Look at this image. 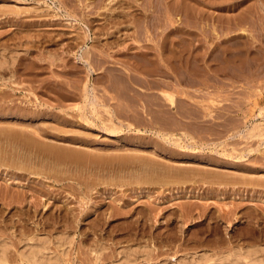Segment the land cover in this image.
Returning <instances> with one entry per match:
<instances>
[{
  "label": "rangeland",
  "instance_id": "rangeland-1",
  "mask_svg": "<svg viewBox=\"0 0 264 264\" xmlns=\"http://www.w3.org/2000/svg\"><path fill=\"white\" fill-rule=\"evenodd\" d=\"M185 2L186 5L190 3V8L198 6L202 12L196 11L199 15L192 10L181 9L178 12L181 0H0V54H4L7 57L3 58L9 60H6V69L4 66L1 67L3 69L0 68V130L4 128L6 132L12 133V141L8 136L0 135V149L8 152L13 148L11 142L21 145L25 139L30 138L38 144H46L45 146L53 149L56 147L55 150L60 155L52 156L62 165L59 166L56 160L52 161L53 157L49 153H41L36 147L28 151H33L32 161L29 159L28 163H35L39 156L45 155L44 159L50 165L48 173H52L56 164L58 168L68 163V166H72L61 168L60 172L56 167L54 175H47L46 162H36L38 166L28 164L32 173L13 169L11 165L8 166L7 161L4 162L6 165H0V238L9 239L8 242L13 245L10 254L8 253L12 255H8L10 263L19 262L18 252L22 247L20 241L36 233L46 238L49 235L50 248L54 247L57 253L61 252L62 258L66 255L63 259L66 264H119L118 260L125 250L133 253L134 264H180L185 258L191 259L189 257L197 254H229L239 251L245 245V249L262 250L264 256V0ZM223 28L224 32L220 31ZM84 50L91 55V60L95 59L93 53L99 58L104 56L102 61L97 58L90 60L94 63L91 65L93 68L95 66L94 71L89 66L90 61L80 60V54ZM145 51L146 56L143 55ZM103 60L106 61L105 64H102ZM201 68H204L203 71ZM159 75L166 76L169 80ZM166 83H169L168 86ZM84 90L92 92L91 98L93 95L97 96L96 105L86 102ZM138 118L143 119L140 121ZM28 130H33V134ZM4 139L6 143L3 142ZM105 157L110 162L123 160L124 167L120 166L123 161L119 160L117 163L113 161L117 166H113L111 162L112 165L101 168L104 163L99 166L98 162ZM125 157L141 160L144 164H149L148 168L140 161L126 164ZM81 158L87 164L81 163ZM41 159L38 160L40 163ZM51 162L56 164L51 166ZM150 162L161 164L158 169L165 167L163 173L160 175L161 170L154 173L152 167L149 170L152 165ZM33 165L37 169L41 166L42 169L39 171L35 167L37 171L34 173V169H31L34 168ZM165 169L183 171L188 176L182 177L183 179L177 176V179L170 175L173 172ZM57 172L62 173L59 177H63H57ZM218 176H221L220 179L223 177V182ZM29 218H33V221ZM40 222L43 223L39 226ZM38 229L43 233H39ZM31 231L36 233L33 235ZM60 234L68 238L73 236L65 247V253L57 247Z\"/></svg>",
  "mask_w": 264,
  "mask_h": 264
},
{
  "label": "bare ground",
  "instance_id": "bare-ground-1",
  "mask_svg": "<svg viewBox=\"0 0 264 264\" xmlns=\"http://www.w3.org/2000/svg\"><path fill=\"white\" fill-rule=\"evenodd\" d=\"M69 1V0H68ZM115 1V0H114ZM136 1V0H135ZM138 1V0H137ZM182 1V3L181 4H179L178 5V8H177V11L178 12H180V11H182L181 9H184V11L186 10V11H189V10H192V11H194V12H196V11H198L199 13H201L202 12V10L200 9V8H198V6H195V8H194V6H193V8H192V6H191V8L188 6V5H186V0H181ZM189 1V0H188ZM203 1H205V2H207V0H203ZM123 2V1H122ZM154 2V1H153ZM164 2V1H163ZM193 2V1H192ZM196 2V1H195ZM200 2V1H199ZM67 3V2H66ZM81 3V2H80ZM124 3V2H123ZM137 3V2H136ZM142 3V2H141ZM169 3V2H168ZM188 3V2H187ZM214 3V2H213ZM117 4V3H116ZM143 4H144V2H143ZM164 4V3H163ZM200 4H201V2H200ZM207 4H209V3H207ZM211 4V3H210ZM244 4V3H243ZM125 5V4H124ZM153 5V4H152ZM217 5V4H216ZM107 6V5H106ZM105 6V7H106ZM135 6V5H134ZM141 6V5H140ZM139 6V7H140ZM150 6H151V4H150ZM167 6V5H166ZM176 6H177V4H176ZM245 6V5H244ZM251 6V5H250ZM258 6V5H257ZM121 7V6H120ZM132 8H133V6H131ZM137 7H138V5H137ZM145 7V6H144ZM143 7V8H144ZM147 7H149V6H147ZM152 7V6H151ZM159 7V6H158ZM201 7H202V5H201ZM248 6H246V8H247ZM264 7V6H263ZM155 7H153V9H154ZM165 8V7H164ZM107 9V8H106ZM127 9H129L128 7H127ZM146 9V8H145ZM157 9V8H156ZM217 9V8H216ZM221 9V8H220ZM227 9V8H226ZM253 9V8H252ZM115 10V9H114ZM137 10V9H136ZM143 10V9H142ZM146 10H148V8L146 9ZM237 10V9H236ZM248 10V9H247ZM259 10V9H258ZM125 11V10H124ZM134 11V10H133ZM137 11H139V10H137ZM204 11V10H203ZM216 11V10H215ZM230 11V10H229ZM229 11H227V12H229ZM255 11V9L253 10V12ZM11 12V11H10ZM69 12V11H68ZM106 12V11H105ZM118 12V11H117ZM130 11H128V13H129ZM154 12V11H153ZM156 12H157V10H156ZM164 12V11H163ZM193 12V13H194ZM211 12V11H210ZM214 12V11H213ZM219 12V11H218ZM72 13V12H71ZM100 13V12H99ZM127 13V14H128ZM131 13H132V11H131ZM152 13V12H151ZM192 13V14H193ZM199 13H197L196 12V14H198L199 15ZM215 13V12H214ZM260 13V12H259ZM69 14V13H68ZM76 14V13H75ZM74 14V15H75ZM133 14V13H132ZM135 14V13H134ZM160 14H161V12H160ZM176 14H178V13H176ZM181 14H182V12H181ZM205 14V13H204ZM210 14V13H209ZM208 14V15H209ZM260 14H262V13H260ZM73 15V16H74ZM116 15V14H115ZM119 15H121V14H119ZM137 15V14H136ZM142 15V14H141ZM148 15V14H147ZM155 15V14H154ZM158 15V14H157ZM179 15V14H178ZM188 15V14H187ZM240 15V14H239ZM106 16V15H105ZM127 16V15H126ZM129 16V15H128ZM140 16V15H139ZM161 16V15H160ZM181 16V15H180ZM231 16V15H230ZM77 17V16H76ZM116 17V16H115ZM150 17V16H149ZM154 17V16H153ZM184 17H185V15H184ZM183 17V18H184ZM188 17H190V16H188ZM252 17L254 18V16L252 15ZM118 17H116V19H117ZM139 18V17H138ZM159 18V17H158ZM167 18H168V16H167ZM174 18V17H173ZM191 18V17H190ZM247 18H249V17H247ZM251 18V17H250ZM260 18V17H259ZM103 19H105L104 17H103ZM111 19V18H110ZM142 19V18H141ZM154 19V18H153ZM162 19V18H161ZM164 19V18H163ZM185 19V18H184ZM193 19V18H192ZM239 19H240V17H239ZM107 21H108V19H106ZM118 20V19H117ZM147 20H149V18H147ZM155 20V19H154ZM186 20V19H185ZM258 20H260V19H258ZM105 21V20H104ZM106 21V22H107ZM111 22H114V21H112V20H110ZM134 21V20H133ZM138 21V20H137ZM140 21V20H139ZM138 21V22H139ZM179 21H181V20H179ZM200 21V20H199ZM225 21V20H224ZM241 21V20H240ZM239 21V22H240ZM257 21V20H256ZM121 22V21H120ZM123 22V21H122ZM124 22H126L127 23V21H124ZM151 22H153V21H151ZM157 22V21H156ZM170 22V21H169ZM190 22V21H189ZM191 22H192V20H191ZM197 22V21H196ZM228 22V21H227ZM227 22H226V25H227ZM244 22H245V20H244ZM142 23V22H141ZM148 23V22H147ZM154 23V22H153ZM183 23V22H182ZM193 23V22H192ZM200 23V22H199ZM202 23V22H201ZM255 23V22H254ZM128 24V23H127ZM131 24H132V22H131ZM149 24H151V23H149ZM156 24V23H155ZM158 24V23H157ZM167 24V23H166ZM190 24V23H189ZM194 24V23H193ZM198 24V23H197ZM228 24H229V22H228ZM241 24H242V22H241ZM240 24V25H241ZM259 24V23H258ZM28 25V24H27ZM137 25V24H136ZM154 25V24H153ZM186 25H188L187 23H186ZM200 25V24H199ZM199 25H196V26H199ZM233 25V24H232ZM231 25V26H232ZM237 25V29L239 30V28H238V24H236ZM243 25V24H242ZM251 27H252V25L251 24H249ZM257 25V24H256ZM138 26V25H137ZM137 26H135V27H137ZM152 26V25H151ZM156 26V25H155ZM154 26V27H155ZM260 26V25H259ZM258 26V27H259ZM140 27V26H139ZM144 27V26H143ZM184 27V26H183ZM194 27V26H193ZM193 27H191V28H193ZM225 27V26H224ZM250 27V28H251ZM254 27V26H253ZM103 28V27H102ZM147 28V27H146ZM167 28V27H166ZM190 28V27H189ZM199 28V27H198ZM226 28V27H225ZM256 28V27H255ZM116 29V28H115ZM120 29V28H119ZM133 29V28H132ZM141 30H142V28H140ZM149 29V28H148ZM151 29L152 28H150V31H151ZM154 29V28H153ZM170 29V28H169ZM176 29H178V28H176ZM216 29V28H215ZM231 29V28H230ZM253 29V28H252ZM129 30V29H128ZM134 30V29H133ZM139 30V29H138ZM174 30V29H173ZM179 30V29H178ZM177 30V31H178ZM190 30V29H189ZM217 30H218V28H217ZM259 30V29H258ZM148 31V30H147ZM167 31V30H166ZM220 31H223L224 32V28H223V30H220ZM244 31V30H243ZM248 31H250V29H248ZM114 32H116V31H114ZM128 32V31H127ZM126 32V33H127ZM149 32V31H148ZM165 32V31H164ZM176 32V31H175ZM183 32V31H182ZM190 32H191V30H190ZM252 32H253V30H252ZM255 32V31H254ZM259 32V31H258ZM181 33V32H180ZM189 33V32H188ZM229 33H231V32H229ZM233 33V32H232ZM94 34V33H93ZM97 34V33H96ZM120 34H121V32H120ZM169 34V33H168ZM167 34V35H168ZM174 34V33H173ZM173 34H171V38H172V35ZM179 34V33H178ZM190 34V33H189ZM188 34V35H189ZM195 34V33H194ZM252 34H254V33H251V35ZM256 34V33H255ZM129 35V34H128ZM127 35V36H128ZM135 35H138V33L137 34H135ZM143 35V34H142ZM141 35V36H142ZM151 35H152V32H151ZM164 35V34H163ZM170 35V34H169ZM191 35V34H190ZM197 35V34H196ZM223 35V34H222ZM221 35V36H222ZM86 36V35H85ZM116 36V35H115ZM175 36V35H174ZM192 36V35H191ZM194 36V35H193ZM258 36V35H257ZM260 36V35H259ZM98 37V36H97ZM130 37V36H129ZM138 37V36H137ZM153 37V36H152ZM224 37V36H223ZM232 37V36H231ZM250 37V36H249ZM80 38V37H79ZM170 38V37H169ZM228 38V37H227ZM247 38H248V36H247ZM141 39H144V37L143 38H141ZM177 39V38H176ZM184 39V38H183ZM218 39H219V37H218ZM230 39V38H229ZM228 39V40H229ZM140 40V39H139ZM173 40H175V38L173 39ZM257 41H258V39H256ZM112 41V40H111ZM115 41V40H114ZM144 41V40H143ZM164 41V40H163ZM171 41V40H170ZM235 41V40H234ZM233 41V42H234ZM107 42H109V41H107ZM106 42V44H109V43H107ZM147 42H148V40H147ZM169 42V41H168ZM181 42H182V40H181ZM185 42H186V40H185ZM188 42V41H187ZM236 42V41H235ZM261 42V41H260ZM105 43V42H104ZM114 43V42H113ZM142 43V42H141ZM150 43V42H149ZM239 43V42H238ZM241 43V42H240ZM256 43V42H255ZM96 44V43H95ZM94 44V45H95ZM105 44V45H106ZM146 44V43H145ZM175 44V43H174ZM177 44V43H176ZM180 44V43H179ZM225 44V43H224ZM245 44V43H244ZM99 45V44H98ZM104 45V46H105ZM139 45V44H138ZM142 45V44H141ZM150 45V44H149ZM185 45V44H184ZM228 45V44H227ZM237 45V44H236ZM246 45V44H245ZM180 46V45H179ZM183 46V45H182ZM224 46V45H223ZM256 46V45H255ZM143 47H145V45L143 46ZM146 47H148V46H146ZM176 47V46H175ZM196 47V46H195ZM198 47V46H197ZM235 47V46H234ZM107 48V47H106ZM170 48H171V46H170ZM178 48V47H177ZM180 48V47H179ZM178 48V49H179ZM184 48V47H183ZM228 48V47H227ZM230 48H232L231 46H230ZM87 50H88V48H86ZM94 49V48H93ZM105 49V48H104ZM157 49V48H156ZM186 50H187V48H185ZM194 49V48H193ZM241 49V48H240ZM103 50V49H102ZM136 50V49H135ZM139 50H140V48H139ZM164 50H166V48L164 49ZM168 50V49H167ZM182 50V49H181ZM197 50V49H196ZM208 50V49H207ZM206 50V51H207ZM224 50V49H223ZM230 50V49H229ZM244 50H246L245 48H244ZM89 52H90V50H88ZM88 51H82V54H80V60H85V61H90L91 60V55L88 53ZM92 51V50H91ZM101 51V50H100ZM138 51V50H137ZM216 51V50H215ZM228 51V50H227ZM107 52V51H106ZM146 52L147 51H145V54L143 53V55L144 56H146ZM153 52H155V51H153ZM173 52V51H172ZM187 52V51H186ZM217 52V51H216ZM91 53V52H90ZM101 53H103V51H101ZM105 53V52H104ZM110 53V52H109ZM137 53V52H136ZM163 53V52H162ZM167 53V52H166ZM181 53V52H180ZM185 53V52H184ZM187 53H189V52H187ZM195 53H197V52H195ZM203 53H205V52H203ZM7 54V53H6ZM92 54V53H91ZM94 55H92L95 59L97 58V60L99 59V61H100V59L101 58H103L104 56H100L101 58H99V57H96V53H93ZM100 54V53H99ZM99 54H97V55H99ZM123 54V53H122ZM138 54H139V52H138ZM137 54V55H138ZM153 54V53H152ZM159 54V53H158ZM170 54H171V52H170ZM172 54H174V53H172ZM191 54V53H190ZM198 54V53H197ZM220 54V53H219ZM229 54V53H228ZM1 55H3L2 56V58L5 56L4 54H0V56ZM111 55V54H110ZM130 55V54H129ZM157 55V54H156ZM155 55V56H156ZM175 55H176V53H175ZM189 55V54H188ZM203 55V54H202ZM227 55V54H226ZM121 56H123V55H121ZM128 56V55H127ZM135 55H133V57H134ZM142 56V55H141ZM150 56H152V55H150ZM149 56V57H150ZM155 56H153V57H155ZM162 56H164V55H162ZM170 56V55H169ZM195 56H197V55H195ZM206 56V55H205ZM7 57V56H6ZM6 57H4V58H6ZM143 57V56H142ZM148 57V58H149ZM153 57H152V59H153ZM171 57H174V56H171ZM183 57H184V55H183ZM202 57V56H201ZM204 57V56H203ZM216 57H218V56H216ZM220 57V56H219ZM1 58V57H0ZM2 59V61L4 62L3 64L1 63L0 64V68L1 67H5V69H6V66L7 65H5L6 64V60L9 62V60H8V58L5 60V59ZM108 58V57H107ZM125 58H127V57H125ZM140 58V57H139ZM156 58V57H155ZM154 58V59H155ZM177 58V57H176ZM181 58V57H180ZM187 58V57H186ZM193 58V57H192ZM95 59H92V60H95ZM153 59V60H154ZM177 59H179V57L177 58ZM201 59V58H200ZM91 60V61H92ZM96 60V61H97ZM107 60H109V59H107ZM136 60H139V59H136ZM141 60V59H140ZM149 60V59H148ZM147 60V61H148ZM151 60V59H150ZM171 60V59H170ZM191 60H193V59H191ZM196 60V59H195ZM199 60V59H198ZM202 60H203V58H202ZM210 60V59H209ZM228 60H230V59H228ZM235 60V59H234ZM240 60V59H239ZM2 61H0V62H2ZM15 61V60H14ZM14 61H13V63H14ZM90 61V62H91ZM101 61H102V59H101ZM104 61V60H103ZM122 61V60H121ZM120 61V62H121ZM128 61V60H127ZM131 61V60H130ZM174 61V60H173ZM189 61V60H188ZM223 61V60H222ZM221 61V62H222ZM151 62V61H150ZM172 62V61H171ZM184 62H186V61H184ZM183 62V63H184ZM190 62V61H189ZM199 62V61H198ZM206 62V61H205ZM12 63V61L10 62V64ZM106 63V61H104V63H102V64H105ZM138 63H141V62H138ZM145 63V62H144ZM163 63V62H162ZM167 63V62H166ZM244 63H245V61H244ZM10 64H9V66H10ZM94 63L93 62H91V64L89 65V66H91V65H93ZM97 64V63H96ZM110 64V63H109ZM128 64V63H127ZM142 64V63H141ZM169 64V63H168ZM184 64H186V63H184ZM218 64V63H217ZM222 64H223V62H222ZM221 64V65H222ZM233 64V63H232ZM235 64V63H234ZM239 64V63H238ZM243 64V63H242ZM241 64V65H242ZM2 65V66H1ZM99 65H101V64H99ZM119 65V64H118ZM131 65V64H130ZM148 65V64H147ZM172 65V64H171ZM183 65V64H182ZM195 65V64H194ZM198 65V64H197ZM205 65H206V63H205ZM209 65V64H208ZM225 65V64H224ZM228 65V64H227ZM8 66V67H9ZM12 66H13V64H12ZM33 66V65H32ZM127 66V65H126ZM141 66V65H140ZM144 66V65H143ZM160 66V65H159ZM186 66H187V64H186ZM200 66V65H199ZM223 66V65H222ZM3 67V68H4ZM7 67V68H8ZM92 67V66H91ZM122 67V66H121ZM124 67V66H123ZM171 67H173V66H171ZM183 67V66H182ZM189 67V66H188ZM195 67V66H194ZM198 67V66H197ZM221 67V66H220ZM239 67V66H238ZM3 68H1V69H3ZM27 68V67H26ZM100 68V67H99ZM113 68V67H112ZM126 68V67H125ZM128 66H127V70H128ZM135 68V67H134ZM139 68H141V67H139ZM149 68V67H148ZM147 68V69H148ZM191 68V67H190ZM196 68V67H195ZM213 68V67H212ZM218 68V67H217ZM229 68V67H228ZM9 69V68H8ZM93 69H95V66H94V68L92 67V70ZM173 69V68H172ZM186 69V68H185ZM202 69H204V68H201V70ZM222 69H224V68H222ZM21 70V69H20ZM30 70H32V69H30ZM38 70V69H37ZM88 70V69H87ZM97 70V69H96ZM113 70V69H112ZM114 70H115V68H114ZM131 70V69H130ZM133 70V69H132ZM144 70V69H143ZM195 70V69H194ZM214 70V69H213ZM220 70V69H219ZM3 71V70H2ZM9 71V70H8ZM16 71V70H15ZM34 71V70H33ZM36 71V70H35ZM94 71V70H93ZM120 71H123V70H120ZM129 71V70H128ZM135 71V70H134ZM182 71V70H181ZM180 71V72H181ZM196 71V70H195ZM203 71V70H202ZM12 72V71H11ZM24 72V71H23ZM105 72H107V71H105ZM115 72V71H114ZM124 72V71H123ZM126 72V71H125ZM132 72V71H131ZM139 72V71H138ZM141 72V71H140ZM144 72H145V70H144ZM146 72H147V70H146ZM160 72V71H159ZM162 72V71H161ZM215 73H217L216 71H214ZM15 73V72H14ZM70 73H72V72H70ZM74 73V72H73ZM88 73V72H87ZM109 73V72H108ZM120 73V72H119ZM127 73V72H126ZM130 73V72H129ZM148 73V72H147ZM156 73V72H155ZM158 73V72H157ZM163 73V72H162ZM176 73H177V71H176ZM189 73V72H188ZM196 73V72H195ZM1 74H2V72H1ZM16 74V73H15ZM27 74V73H26ZM66 74V73H65ZM122 74V73H121ZM125 74V73H124ZM131 74H133V73H131ZM136 74V73H135ZM135 74H134V77H135ZM139 74V73H138ZM145 74V73H144ZM153 74V73H152ZM151 74V75H152ZM169 74V73H168ZM180 74V73H179ZM208 74V73H207ZM67 75V74H66ZM74 75V74H73ZM88 75V74H87ZM86 75V76H87ZM106 75V74H105ZM147 75V74H146ZM149 75H150V73H149ZM148 75V76H149ZM178 75V74H177ZM176 75V76H177ZM201 75V74H200ZM204 75V74H203ZM210 75V74H209ZM18 76H19V74H18ZM110 75H108V77H109ZM115 76V75H114ZM122 76H124L123 74H122ZM141 76V75H140ZM140 76H137V77H140ZM143 76V75H142ZM160 76V75H159ZM158 76V77H159ZM205 76V75H204ZM16 77V76H15ZM113 77V76H112ZM136 77V78H137ZM146 77V76H145ZM160 77H165L166 78V76H160ZM173 77V76H172ZM184 77V76H183ZM186 77V76H185ZM184 77V78H185ZM193 77H195V75L193 76ZM208 77V76H207ZM2 78V77H1ZM87 78H88V76H87ZM86 78V79H87ZM100 78V77H99ZM121 78H123V77H121ZM125 78H126V76H125ZM142 78V77H141ZM85 79V78H84ZM115 79V78H114ZM143 79V78H142ZM149 79V78H148ZM154 79V78H153ZM166 79H168V78H166ZM189 79V78H188ZM202 79V78H201ZM110 80V79H109ZM117 80V79H116ZM120 80V79H119ZM131 80V79H130ZM137 80V79H136ZM144 80V79H143ZM169 80V79H168ZM84 81V80H83ZM88 81V80H87ZM147 81V80H146ZM149 81V80H148ZM171 81V80H170ZM170 81H168V82H170ZM173 81V80H172ZM182 82H183V80H181ZM194 81V80H193ZM196 81V80H195ZM209 81V80H208ZM80 82V81H79ZM97 82V81H96ZM95 82V83H96ZM107 82V81H106ZM130 82V81H129ZM162 82V84H164L163 83V80L161 81ZM190 82V81H189ZM192 82V81H191ZM200 82V81H199ZM205 82V81H204ZM211 82V81H210ZM87 83V82H86ZM94 83V82H93ZM152 83H153V81H152ZM156 84H157V81L155 82ZM176 83H177V81H176ZM179 83L181 84V82L179 81ZM186 83V82H185ZM55 84H56V81H55ZM59 84V83H58ZM115 84V83H114ZM130 84V83H129ZM149 84V83H148ZM169 84V83H168ZM168 84L166 83V85L168 86ZM203 84V83H202ZM84 85V84H83ZM95 85V84H94ZM108 85L109 84H107L106 86L108 87ZM151 85V84H150ZM158 85H159V83H158ZM183 85H184V83H183ZM195 85V84H194ZM208 85V84H207ZM60 86H61V84H60ZM128 86V85H127ZM133 86V85H132ZM131 86V87H132ZM154 85L152 84L151 85V88L153 87ZM157 86V85H156ZM164 86V85H163ZM171 86V85H170ZM181 86V85H180ZM202 86V85H201ZM56 87V86H55ZM86 86H84V88H85ZM95 87V86H94ZM107 87H105V88H107ZM110 87V86H109ZM117 87H118V85H117ZM145 87H147V86H145ZM166 87V86H165ZM164 87V88H165ZM177 87V86H176ZM194 87V86H193ZM149 88V87H148ZM154 88V87H153ZM162 88V87H161ZM163 88V89H164ZM168 88V87H167ZM166 88V89H167ZM170 88V87H169ZM86 89V88H85ZM122 89H123V85H122ZM124 89H126V88H124ZM127 89H129V88H127ZM166 89H165V91H166ZM175 89V88H174ZM98 90V89H97ZM108 90V89H107ZM114 90V89H113ZM135 90V89H134ZM161 90V89H160ZM176 90V89H175ZM93 91H94V89H93ZM124 91V90H123ZM131 91V90H130ZM145 91V90H144ZM162 91V90H161ZM167 91H169V90H167ZM53 92V91H52ZM84 92H85V90H84ZM118 92V91H117ZM121 92V91H120ZM125 92H126V90H125ZM127 92H128V90H127ZM149 92V91H148ZM189 92V91H188ZM2 93V92H1ZM110 93V92H109ZM115 93V92H114ZM129 93V92H128ZM133 93V92H132ZM131 93V94H132ZM139 93H140V91H139ZM138 93V94H139ZM152 93H153V91H152ZM166 93V92H165ZM168 93V92H167ZM180 93H181V91H180ZM193 93V92H192ZM90 94H92V92L90 91V90H86V92H85V98H86V102H89V103H91L92 105H96V102H95V100H96V98H97V96H95V95H93V98H91L92 96H90ZM94 94V93H93ZM107 94V93H106ZM105 94V95H106ZM155 94V93H154ZM164 94V93H163ZM173 94V93H172ZM97 95H99V93L97 94ZM104 95V96H105ZM114 95V94H113ZM134 95V94H133ZM143 95H145V94H143ZM149 95V94H148ZM188 95V94H187ZM189 95H191V94H189ZM1 96V95H0ZM5 96V95H4ZM66 96V95H65ZM78 96V95H77ZM116 96V95H115ZM128 96V95H127ZM130 96V95H129ZM135 96V95H134ZM140 96V95H139ZM151 96H152V94H151ZM164 96V95H163ZM166 97H169V98H171L170 96H167V95H165ZM172 96V95H171ZM2 97V96H1ZM7 97V96H6ZM106 97V96H105ZM125 97V96H124ZM131 97V96H130ZM133 97V96H132ZM137 97V96H136ZM161 97V96H160ZM64 98H67V97H64ZM79 98V97H78ZM117 98V97H116ZM127 98V97H126ZM135 98V97H134ZM158 98V97H157ZM185 98V97H184ZM62 99V98H61ZM72 99V98H71ZM107 98H105V100H106ZM136 99V98H135ZM155 99V98H154ZM159 99V98H158ZM162 98H160V100H161ZM172 99V98H171ZM175 99V98H174ZM177 99V98H176ZM188 99V98H187ZM2 100V99H1ZM67 100V99H66ZM75 100V99H74ZM110 100V99H109ZM148 100V99H147ZM150 100V99H149ZM151 100H153V99H151ZM163 100V99H162ZM180 100V99H179ZM3 101V100H2ZM14 101V100H13ZM60 101V100H59ZM64 101V100H63ZM73 101V100H72ZM77 101V100H76ZM98 101V100H97ZM100 101H102V100H100ZM136 102H137V100H135ZM12 102V101H11ZM62 102V101H61ZM99 102V101H98ZM97 102V103H98ZM103 104H104V99H103ZM108 102V101H107ZM122 102V101H121ZM130 102V101H129ZM128 102V103H129ZM149 102V101H148ZM151 102V101H150ZM14 103H16V102H14ZM13 103V104H14ZM60 103V102H59ZM163 103V102H162ZM169 103V102H168ZM173 103H174V101H173ZM181 103V102H180ZM9 104V103H8ZM67 104V103H66ZM70 104V103H69ZM98 104H100V102L98 103ZM134 103H132V105H133ZM136 104V103H135ZM138 104V103H137ZM144 104V103H143ZM159 104V103H158ZM3 105V104H2ZM10 105V104H9ZM62 105V104H61ZM112 105V104H111ZM131 105V106H132ZM139 105H141V103L139 104ZM160 105H161V103H160ZM169 105V104H168ZM177 105V104H176ZM182 105V104H181ZM186 105V104H185ZM184 105V106H185ZM191 105V104H190ZM18 106V105H17ZM116 106V105H115ZM119 106V105H118ZM121 106H123V105H121ZM127 106V105H126ZM164 106V105H163ZM7 107V106H6ZM114 107V106H113ZM143 107V106H142ZM147 107V106H146ZM155 107V106H154ZM157 107V106H156ZM183 107V106H182ZM187 107V106H186ZM3 108H5V107H3ZM18 108V107H17ZM95 108V107H94ZM97 108V107H96ZM115 108V107H114ZM119 108V107H118ZM123 108H125V107H123ZM132 108V107H131ZM145 108V107H144ZM158 108H159V106H158ZM158 108H157V110H158ZM7 109V108H6ZM23 109V108H22ZM146 109V108H145ZM144 109V110H145ZM179 109V108H178ZM18 110V109H17ZM93 110V109H92ZM133 110V109H132ZM139 110V109H138ZM137 110V111H138ZM154 110V109H153ZM156 110V111H157ZM160 110V109H159ZM166 110H167V108H166ZM6 111V110H5ZM10 111V110H9ZM23 111V110H22ZM106 111H108V110H106ZM118 111V110H117ZM169 110H167V112H168ZM180 111H181V109H180ZM3 112V111H2ZM18 112H20V111H18ZM28 112V111H27ZM37 112V111H36ZM35 112V113H36ZM95 112V111H94ZM120 112V111H119ZM124 113H125V111H123ZM146 112V111H145ZM161 112V111H160ZM177 112H179V111H177ZM3 113H5V112H3ZM23 113V112H22ZM40 113V112H39ZM44 113V112H43ZM100 113V112H99ZM108 113H109V111H108ZM111 113V112H110ZM109 113V115H111ZM118 113V112H117ZM121 113V112H120ZM136 113H138V112H136ZM147 113H149V111L147 112ZM152 113H153V111H152ZM6 114V113H5ZM19 114V113H18ZM36 114H38V113H36ZM115 114V113H114ZM126 114V113H125ZM128 114H129V112H128ZM131 114H133L132 113V111H131ZM142 114V113H141ZM160 114V113H159ZM170 114H171V112H170ZM177 114V113H176ZM180 114V113H179ZM12 115V114H11ZM35 115V114H34ZM33 115V116H34ZM39 115V114H38ZM108 115V114H107ZM140 115V114H139ZM138 115V116H139ZM155 115V114H154ZM157 115V114H156ZM186 115V114H185ZM5 116V115H4ZM42 116V115H41ZM100 116V115H99ZM116 116V115H115ZM120 116V115H119ZM119 116H118V118H119ZM122 116H123V114H122ZM125 116V115H124ZM135 116H137V115H135ZM159 116H162V115H159ZM166 116V115H165ZM196 116V115H195ZM8 117V116H7ZM98 117V116H97ZM132 117V115L130 116V118ZM186 117V116H185ZM4 118V117H3ZM6 118V117H5ZM39 118V117H38ZM58 118V117H57ZM173 118V117H172ZM187 118H188V116H187ZM196 118H197V116H196ZM103 119V118H102ZM125 119V118H124ZM123 119V120H124ZM132 119V118H131ZM138 119H140V118H138ZM138 119H135V121L137 120L138 121ZM143 118H141L140 119V121L142 120ZM145 119V118H144ZM162 120H164L163 118H161ZM160 119V120H161ZM168 119V118H167ZM191 119V118H190ZM122 120V121H123ZM154 120H156V119H154ZM14 121V120H13ZM146 121H147V118H146ZM157 121V120H156ZM159 121V120H158ZM166 121V120H165ZM184 121V120H183ZM182 121V122H183ZM2 122V121H1ZM60 122V121H59ZM113 122V121H112ZM125 122V121H124ZM134 122V121H133ZM139 122V121H138ZM179 122V121H178ZM8 123V122H7ZM6 123V124H7ZM14 123V122H13ZM19 123V122H18ZM148 123V122H147ZM146 123V124H147ZM149 123H151V122H149ZM154 123H157V122H154ZM160 123V122H159ZM173 123V122H172ZM179 123H181V122H179ZM136 124V123H135ZM162 124V123H161ZM169 124H170V122H169ZM178 124V123H177ZM12 125V124H11ZM25 125V124H24ZM104 125V124H103ZM116 125V124H115ZM132 125V124H131ZM138 125V124H137ZM140 125V124H139ZM144 125V124H143ZM182 125V124H181ZM180 125V126H181ZM185 125V124H184ZM197 125H198V123H197ZM33 126V125H32ZM63 126H65V125H63ZM105 126V125H104ZM134 126V125H133ZM166 126V125H165ZM174 126V125H173ZM195 126V125H194ZM17 127V126H16ZM20 127H22V126H20ZM42 127V126H41ZM61 127V126H60ZM147 127V126H146ZM159 127V126H158ZM177 127H179V126H177ZM258 127L259 126H257V129H258ZM171 128V127H170ZM169 128V129H170ZM175 128V127H174ZM254 128V127H253ZM256 128V127H255ZM18 129H19V127H18ZM13 130V129H12ZM35 130V129H34ZM163 130V129H162ZM166 130V129H165ZM256 130V129H255ZM15 131V130H14ZM17 131V130H16ZM19 131V130H18ZM29 131V130H28ZM33 130H31V131H29V132H32ZM107 131V130H106ZM24 132V131H23ZM37 134H38V132L37 131H35ZM21 133V132H20ZM42 133V132H41ZM44 133V132H43ZM48 133V132H47ZM46 133V134H47ZM51 133H52V130H51ZM54 133V132H53ZM112 133V132H111ZM30 133H28V135H29ZM32 134H33V132H32ZM36 134V135H37ZM65 134H66V131H65ZM261 134V133H260ZM0 135H2V136H4V137H7L8 136V139H9V137H10V141H12V133H9V132H6L5 130H4V128H3V130L1 129L0 130ZM25 136H26V134H24ZM39 135V134H38ZM44 135V134H43ZM55 135V134H54ZM75 135V134H74ZM82 135V134H81ZM185 135V134H184ZM254 135V134H253ZM257 135V134H256ZM259 135V134H258ZM1 136V137H2ZM22 136V135H21ZM35 136V135H34ZM45 136V135H44ZM53 136V135H52ZM69 136V135H68ZM72 136V135H71ZM259 136H261V135H259ZM0 137V138H1ZM20 137V136H19ZM43 137V136H42ZM50 137V136H49ZM48 137V138H49ZM16 138V137H15ZM35 138V137H34ZM41 138V137H40ZM60 138V137H59ZM7 139V138H6ZM6 139H4V141L3 142H5V140ZM14 139V138H13ZM18 139V138H17ZM36 139V138H35ZM43 139V138H42ZM45 139V138H44ZM85 139V138H84ZM18 140H20V139H18ZM38 140V139H37ZM71 140V139H70ZM17 141V140H16ZM1 142V141H0ZM2 142V143H3ZM7 142H8V140H7ZM78 142V141H77ZM6 143V142H5ZM18 143V142H17ZM72 143V142H71ZM20 144V143H19ZM68 144V143H67ZM75 144V143H74ZM11 145L13 146V148L11 149L10 147V149L11 150H8V152L7 151H3V150H1L0 149V165L2 166V165H6V164H4V162L6 163V161H7V164H8V166H10L11 165V167L13 168V169H17V170H22V171H31L30 170V167H29V165L28 164H30V163H34V162H30V163H28L29 161V159L32 161V152L31 153H29L28 151H30V149H32L33 147H34V149H35V147L37 148L36 150H38V149H40V151H41V153L43 152L44 154H48L49 153V156H52V154H54L56 157H57V155H60V153L58 152V151H56L55 149H56V147H55V149H53V148H51V147H48V146H45V145H42V144H38L36 141H34V140H32V139H30V138H27V139H25L23 142H22V144L21 145H15V144H13V142H11ZM77 145V144H76ZM8 146V145H7ZM89 146V145H88ZM154 146V145H153ZM4 147H6V144L4 145ZM3 147V148H4ZM67 147V146H66ZM68 147H70L69 145H68ZM83 147V146H82ZM87 147V146H86ZM2 148V147H1ZM64 148V147H63ZM59 149V148H58ZM57 149V150H58ZM68 149V148H67ZM82 150V149H81ZM136 150H138V149H136ZM37 152V151H36ZM61 152V151H60ZM66 152V151H65ZM35 153V152H34ZM33 153V155L35 156V154ZM50 153H51V155H50ZM68 153V152H67ZM154 153V152H153ZM27 154H28V156H27ZM29 154H31V157H30V155ZM65 154V153H64ZM89 154V153H88ZM93 154V153H92ZM174 154V153H173ZM4 155H8V156H6V157H8V158H6ZM26 155V156H25ZM41 155V154H40ZM91 155V154H90ZM118 155V154H117ZM116 155V156H117ZM121 155V154H120ZM122 155H125V154H122ZM129 155V154H128ZM127 155V156H128ZM131 155V154H130ZM146 155V154H145ZM158 155V154H157ZM2 156H4L5 158H2ZM23 156V157H22ZM33 156V157H34ZM41 156H43L42 157V163H40V161H38V160H40L39 159V157H41ZM41 156H39L38 157V160L36 161V162H38V164H43L44 162H46L47 163V160H45L44 159V156L45 155H41ZM48 156V155H47ZM46 156V158H48ZM54 156V157H55ZM79 156V155H78ZM81 156H83V155H81ZM132 156H133V154H132ZM140 156V155H139ZM25 157H28V158H25ZM53 157V156H52ZM53 157V160L52 161H54V160H56L57 158L55 157L54 158ZM75 157V156H74ZM96 157V156H95ZM137 157H138V155H137ZM150 157V156H149ZM163 157V156H162ZM51 158V157H50ZM115 158V157H114ZM126 159H125V161H126V164H131V163H140V162H142L141 160H138V161H136V160H134L133 158H127V157H125ZM148 158V157H147ZM154 158V157H153ZM33 159H35V157L33 158ZM36 159H37V157H36ZM64 159V158H63ZM68 159H70V158H68ZM72 159V158H71ZM83 158H81V160H80V162L82 161L83 162V164L84 163H86V162H84V161H86V160H82ZM106 159V157L104 158V159H102V160H100V162H98L99 164V166L100 165H102L103 163V165H102V167L101 168H103L104 169V167H105V165H107V167L108 166H110V165H108V164H111L112 165V163H113V161H115V160H111V162L110 161H107V160H105ZM123 159V158H122ZM139 159V158H138ZM144 159V158H143ZM161 159H163V158H161ZM173 159V158H172ZM119 160H121V159H119ZM119 160H117L118 162H119ZM146 160V159H145ZM159 160V159H158ZM34 161V160H33ZM50 161V160H49ZM63 160H61V162H62ZM92 161V160H91ZM97 161V160H96ZM99 161V160H98ZM117 161H115V163H117ZM121 161H123V160H121ZM120 161V162H121ZM140 161V162H139ZM148 161V160H147ZM36 162L34 163L35 165H36ZM55 162V161H54ZM54 162L51 164V166L52 165H55L56 163H57V160H56V163L54 164ZM59 162H60V160H59ZM77 162H78V164H80L79 163V160L77 159ZM81 162V163H82ZM87 162H89L88 160H87ZM108 162H110V163H108ZM146 162V161H145ZM152 162H153V160H152ZM167 162V161H166ZM183 162V161H182ZM49 163V162H48ZM48 163L45 165V166H47L48 165ZM64 163V162H63ZM68 163V162H67ZM66 163V164H67ZM72 163V162H71ZM74 164H76V162H73ZM92 163V162H91ZM90 163V164H91ZM115 163H113V166H114V164ZM149 163V162H148ZM151 163V162H150ZM163 163V162H162ZM32 164H31V166H32ZM45 164V163H44ZM58 164V163H57ZM57 164H56V166L54 167L55 169H56V167H57V169L56 170H58L59 169V171L58 172H60V169L61 168H64V167H66L67 168V166H68V164L67 165H63L64 167H61V168H58L59 166H61L62 165V163H59L58 165L59 166H57ZM87 164V163H86ZM119 164V163H118ZM121 165V167L123 168L124 167V161H123V165H122V163H120ZM142 165L144 164L143 162L141 163ZM152 165L149 167V170H150V168L152 167V171L154 172V173H159V171L161 170V169H158V168H160V166L158 167V165H161V164H153V163H151ZM28 165V166H27ZM73 165V164H72ZM77 165V164H76ZM75 165V166H76ZM85 165V164H84ZM83 165V166H84ZM92 165H93V163H92ZM94 165H97V164H94ZM116 165V164H115ZM149 165V164H148ZM148 165H146V164H144L143 166L145 167L146 166V168H148L147 166ZM174 165V164H173ZM8 166H6V167H8ZM34 166V165H33ZM36 166H38V165H36ZM36 166H34V168H31L32 170H33V172L34 173H36V171L37 170H39L40 171V168H41V166H40V168L39 169H37V167ZM50 165H48L46 168L45 167H43V168H45V169H47L46 171H47V173H48V169L50 168L49 167ZM74 166V167H75ZM88 166V165H87ZM86 166V167H87ZM117 166V165H116ZM129 166V165H128ZM134 166H136V165H134ZM142 166V167H143ZM167 166V165H166ZM176 166V165H175ZM5 167V168H6ZM35 167H36V171H35ZM49 167V168H48ZM68 167H72V166H68ZM78 167H80V165L78 166ZM85 167V166H84ZM118 167H119V165H118ZM126 167V166H125ZM131 167H133V166H131ZM143 167V168H144ZM171 167V166H170ZM2 168H4V167H2ZM76 168V167H75ZM93 168H94V166H93ZM93 168H91V169H93ZM165 168V167H164ZM164 168H162V170H161V172H160V175L163 173V169ZM168 168V167H167ZM180 168L181 167H179V170H180ZM42 169V168H41ZM53 169V168H52ZM54 169V170H55ZM73 169V168H72ZM121 169V168H120ZM125 169V168H124ZM174 169V168H173ZM173 169H172V171L169 169V170H167V169H165V171L167 170V171H171V172H173ZM188 169V168H187ZM8 170V169H7ZM54 170L52 171V173H50V175L52 174V175H54ZM55 170V171H56ZM68 170H70V169H68ZM77 170V169H76ZM81 170V169H80ZM89 170V169H88ZM111 170V169H110ZM115 170V169H114ZM132 170V169H131ZM148 170V169H147ZM148 170V171H149ZM199 170V169H198ZM63 171V170H62ZM67 171V170H66ZM99 171V170H98ZM109 171V170H108ZM119 171V170H118ZM135 171V170H134ZM145 171V170H144ZM8 172V171H7ZM20 172V171H19ZM44 172V171H43ZM57 172V173H58ZM64 172V171H63ZM74 172V171H73ZM82 172V171H81ZM87 172V171H86ZM104 172V171H103ZM107 172V171H106ZM110 172V171H109ZM108 172V173H109ZM115 172V171H114ZM133 172V171H132ZM169 172H167L168 174H169ZM208 172V171H207ZM219 172V171H218ZM22 174H23V172H21ZM31 173H32V171H31ZM33 173V174H34ZM38 173V172H37ZM40 173V172H39ZM46 173V172H45ZM45 173H43V174H45ZM46 173V174H47ZM49 173L47 174V175H49ZM94 173V172H93ZM117 173V172H116ZM135 173V172H134ZM149 173V172H148ZM148 173H146V174H148ZM43 174H41V175H43ZM62 174V173H61ZM61 174H56V176L57 177H59V175H61ZM104 174V173H103ZM114 174V173H113ZM121 174V173H120ZM167 174V175H168ZM204 174V173H203ZM208 174V173H207ZM214 174V173H213ZM217 174V173H216ZM21 175V174H20ZM35 175V174H34ZM69 175V174H68ZM122 175H124V174H122ZM132 175V174H131ZM135 175V174H134ZM141 175V174H140ZM164 175V174H163ZM166 175V176H167ZM170 175L172 176V175H174V176H176V178H177V176H178V178L179 177H185V176H188V174L185 172H183V171H181V172H173V173H170ZM197 175V174H196ZM212 175V174H211ZM39 176V175H38ZM44 176H46V175H44ZM88 176V175H87ZM92 176V175H91ZM93 176H94V174H93ZM97 176V175H96ZM96 176H94V177H96ZM103 176V175H102ZM108 176V175H107ZM137 176V175H136ZM141 176H143V175H141ZM158 176V175H157ZM171 176H169V177H171ZM198 176V175H197ZM197 176H195V177H197ZM216 176V175H215ZM24 177V176H23ZM60 177H63V176H60ZM59 177V178H60ZM98 177V176H97ZM114 177V176H113ZM126 177V176H125ZM144 177V176H143ZM155 177V176H154ZM161 177H163V176H161ZM205 177V176H204ZM207 177V176H206ZM217 177V176H216ZM215 177V178H216ZM221 177V176H220ZM220 177L218 176V179H220ZM227 177V176H226ZM21 178H22V176H21ZM26 178V177H25ZM34 178V177H33ZM53 178V177H52ZM55 178V177H54ZM117 178V177H116ZM123 178V177H122ZM141 178V177H140ZM150 178H153V176H150ZM177 178V179H178ZM182 178V179H183ZM223 178V177H222ZM220 179L222 182H223V179ZM238 178H240V177H238ZM246 178V177H245ZM39 179V178H38ZM58 179V178H57ZM102 179V178H101ZM119 179V178H118ZM157 179H158V177H157ZM165 179V178H164ZM180 179V178H179ZM187 179H188V177H187ZM200 179V178H199ZM209 179V178H208ZM212 179V178H211ZM228 179V178H227ZM232 179H234V178H232ZM247 179V178H246ZM33 180V179H32ZM109 180V179H108ZM128 180V179H127ZM132 180V179H131ZM147 180V179H146ZM148 180H150V179H148ZM162 180V179H161ZM160 180V181H161ZM242 180H244V179H242ZM34 181H35V179H34ZM61 180H59V182H60ZM114 181V180H113ZM118 181V180H117ZM138 181H139V179H138ZM144 181V180H143ZM152 181V180H151ZM164 180H162V182H163ZM172 181V180H171ZM176 181V180H175ZM191 181V180H190ZM203 181V180H202ZM208 181V180H207ZM228 181H230L231 182V180H228ZM233 181V180H232ZM252 181V180H251ZM58 181H56V183H57ZM115 182V181H114ZM122 182V181H121ZM128 182V181H127ZM134 182V181H133ZM145 182V181H144ZM166 182V181H165ZM199 182V181H198ZM221 182V183H222ZM259 182V181H258ZM90 183V182H89ZM137 183V182H136ZM159 183V182H158ZM192 183V182H191ZM237 183V182H236ZM240 183V182H239ZM250 183V182H249ZM32 184V183H31ZM91 184H93V183H91ZM108 184H110V183H108ZM111 184H113V183H111ZM131 184H133V183H131ZM151 184V183H150ZM155 184V183H154ZM179 184V183H178ZM229 184V183H228ZM241 184V183H240ZM244 184H246V183H244ZM254 184H255V182H254ZM253 184V185H254ZM28 185H29V183H28ZM94 185V184H93ZM183 185V184H182ZM218 185V184H217ZM226 185V184H225ZM252 185V186H253ZM257 185V184H256ZM264 185V184H263ZM33 186V185H32ZM95 186V185H94ZM134 186H135V184H134ZM169 186V185H168ZM174 186V185H173ZM241 186V185H240ZM244 186V185H243ZM262 186V185H261ZM89 187V186H88ZM105 187V186H104ZM148 187V186H147ZM156 187V186H155ZM180 187V186H179ZM263 187V186H262ZM32 188V187H31ZM255 188V187H254ZM89 189V188H88ZM255 189H258V187L257 188H255ZM32 190V189H31ZM259 190V189H258ZM21 191V190H20ZM26 192V191H25ZM32 192V191H31ZM12 194V193H11ZM19 195V194H18ZM18 195H17V197H18ZM25 195V194H24ZM85 195V194H84ZM12 196V195H11ZM32 196V195H31ZM30 196V197H31ZM33 196H34V194H33ZM28 197V196H27ZM41 197V196H40ZM5 198V197H4ZM28 199V198H27ZM32 199V198H31ZM83 200V199H82ZM11 201V200H10ZM18 203H21V202H18ZM26 205V204H25ZM16 206H18V205H16ZM22 206V205H21ZM11 207H13V206H11ZM15 207V206H14ZM19 208V207H18ZM28 208V207H27ZM23 209V208H22ZM30 209V208H29ZM31 210V209H30ZM17 211V210H16ZM16 213V212H15ZM22 214V213H21ZM26 214H28V213H26ZM65 215V214H64ZM22 216V215H21ZM26 216V215H25ZM27 216H29V215H27ZM26 216V217H27ZM67 216V215H66ZM65 216V217H66ZM30 217V216H29ZM31 217H32V215H31ZM34 217V216H33ZM48 218V217H47ZM57 218V217H56ZM63 218V217H62ZM29 219H31V218H29ZM33 219V218H32ZM31 219V221H33ZM36 219H38V218H36ZM65 219V218H64ZM68 219V218H67ZM69 219H70V217H69ZM97 219H98V216H97ZM22 220V219H21ZM42 220V219H41ZM46 220V219H45ZM66 220V219H65ZM0 221H1V219H0ZM28 221V220H27ZM30 221V223H32ZM54 221V220H53ZM52 221V222H53ZM56 221V220H55ZM59 221V220H58ZM62 221V220H61ZM67 221V220H66ZM101 221V220H100ZM228 221V220H227ZM35 222V221H34ZM96 222V221H95ZM10 223V222H9ZM36 223V222H35ZM37 223H38V221H37ZM41 223V222H40ZM43 223V222H42ZM42 223L41 224H39V226L40 225H42ZM60 223V222H59ZM1 224V223H0ZM45 224H46V222H45ZM54 225V224H53ZM2 226V225H1ZM9 226V225H8ZM37 227H38V225H36ZM10 227V226H9ZM15 227V226H14ZM8 228V227H7ZM15 228H17V227H15ZM28 228V227H27ZM41 228V227H40ZM24 229V228H23ZM31 229V228H30ZM47 229V228H46ZM4 230H5V228H4ZM7 230V229H6ZM12 230V229H11ZM15 230V229H14ZM27 230V229H26ZM39 230V229H38ZM3 231V230H2ZM22 231V230H21ZM40 231L41 230H39L38 232L40 233ZM60 231V230H59ZM26 232V231H25ZM32 232V231H31ZM42 232V231H41ZM48 232V231H47ZM57 232V231H56ZM1 233H3V232H1ZM12 233V232H11ZM22 233V232H21ZM34 233H36L35 231L34 232H32V234L34 235ZM43 233V232H42ZM51 234V233H50ZM66 234V233H65ZM7 235V234H6ZM11 235V234H10ZM13 235V234H12ZM11 235V236H12ZM28 236L30 235V233L29 234H27ZM26 235V236H27ZM46 235V234H45ZM62 234H60L59 236L60 237H62V238H59V236H58V239H57V241L58 242H56L57 243V247H59L60 249H61V251H64L65 250V247H67L66 245L68 244V243H70L71 241H72V238L71 237H73V236H71V237H69V238H71V240L68 238V236H61ZM71 235V234H70ZM1 236V235H0ZM26 236H21V237H26ZM56 236V235H55ZM2 237H3V235H2ZM5 237V236H4ZM10 237V236H9ZM14 237V236H13ZM48 238H49V235L47 236ZM53 237H54V235H53ZM48 238H46V237H44V236H41V235H39L38 233H36L34 236H32V237H30V238H27V239H25V240H23V241H20L21 243H22V247L19 249L20 251L18 252V258H19V262H18V264H66V263H64L65 261L63 260L64 259V256H66V255H64L63 256V258H62V256H61V252L60 251H58V252H60V253H57L56 251H55V249H54V247H52L53 249H54V251H53V249L52 248H50V244H51V241H50V239H48ZM22 239V238H21ZM21 239H19V240H21ZM18 240V239H17ZM53 240V239H52ZM9 241V239L7 240V239H5V238H0V264H12V263H10L9 261V256H12V255H9L10 253H9V251H10V248L13 246H11L10 245V242H8ZM53 242H54V240H53ZM13 243V242H12ZM19 243V242H18ZM15 244V243H14ZM20 244V243H19ZM96 244V243H95ZM99 244V243H98ZM148 244V243H147ZM246 244V243H245ZM92 245H93V243H92ZM240 245V244H239ZM242 245V244H241ZM250 245H253V244H250ZM257 244H255V246H256ZM52 246V245H51ZM54 246H56L55 244H54ZM246 246V245H245ZM245 246H244V248H241V249H239V251H237V250H235V251H230L231 253H229V254H220L219 255V253H217V254H212V253H209V252H204V253H202V254H197V255H195V256H191V257H189V258H191V259H184V261H181L180 262V264H190V263H194V264H264V256L262 255V250H259V249H245ZM94 247V246H93ZM92 247V248H93ZM207 247V246H206ZM209 247V246H208ZM240 247V246H239ZM243 247V246H242ZM19 248V247H18ZM58 248V250H60ZM13 248H11V250H12ZM68 249V248H67ZM16 250H17V248H16ZM15 250V251H16ZM135 250V249H134ZM141 250H143L144 251V249H141ZM214 250V249H213ZM67 251V250H66ZM142 252V251H141ZM229 252V251H228ZM9 253V254H8ZM15 253V252H14ZM64 253H65V251H64ZM63 253V254H64ZM67 253V252H66ZM97 253V252H96ZM264 253V252H263ZM16 254V253H15ZM14 254V255H15ZM68 254V253H67ZM92 254H93V252H92ZM100 254V253H99ZM133 255V253H129V252H126V250L124 251V252H122V254H121V257L122 258H120L119 260H118V262H119V264H134L132 261V255ZM143 254H144V252H143ZM9 255V256H8ZM94 255H95V253H94ZM193 255V254H192ZM98 254H97V258H98ZM9 257V258H8ZM13 257H15V256H13ZM95 257V256H94ZM12 258V257H11ZM17 258V257H16ZM16 258H15V261H16ZM133 258H134V256H133ZM12 261L14 260V258H12L11 259ZM18 260V259H17ZM101 260H102V256H101ZM95 261V260H94ZM100 261V260H99ZM14 262V261H13ZM17 262V261H16ZM101 262V261H100ZM114 263H116V261L114 262ZM160 263V262H159ZM178 263V262H177ZM165 264V263H164Z\"/></svg>",
  "mask_w": 264,
  "mask_h": 264
}]
</instances>
